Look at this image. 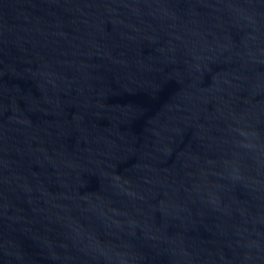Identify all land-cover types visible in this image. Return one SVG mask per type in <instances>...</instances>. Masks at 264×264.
I'll list each match as a JSON object with an SVG mask.
<instances>
[{
  "label": "water",
  "instance_id": "95a60500",
  "mask_svg": "<svg viewBox=\"0 0 264 264\" xmlns=\"http://www.w3.org/2000/svg\"><path fill=\"white\" fill-rule=\"evenodd\" d=\"M0 264H264V0H0Z\"/></svg>",
  "mask_w": 264,
  "mask_h": 264
}]
</instances>
